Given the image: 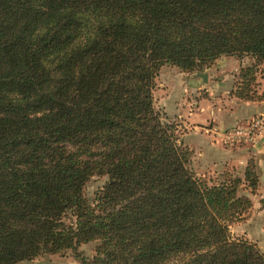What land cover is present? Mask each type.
<instances>
[{"label":"trees","instance_id":"1","mask_svg":"<svg viewBox=\"0 0 264 264\" xmlns=\"http://www.w3.org/2000/svg\"><path fill=\"white\" fill-rule=\"evenodd\" d=\"M220 55L252 57L232 93L264 97V0H0V264L63 249L79 264H264L229 233L254 160L242 178L195 175L184 127L154 105L162 65ZM91 175L106 180L89 199Z\"/></svg>","mask_w":264,"mask_h":264},{"label":"rangeland","instance_id":"2","mask_svg":"<svg viewBox=\"0 0 264 264\" xmlns=\"http://www.w3.org/2000/svg\"><path fill=\"white\" fill-rule=\"evenodd\" d=\"M240 58L242 57L222 55L209 65L195 71H183L176 66L164 64L159 68L155 77V85L152 91L154 105L170 120L174 119V117L178 119L177 113L182 114V120L186 121L184 131H186L187 127L189 128V132L185 136L186 146L191 150L189 167L197 176L220 179L222 177V172L226 171L230 175L242 178V170L246 163L245 161L250 158L254 160L253 157L257 155V153L253 150L256 148L260 149V146L264 147L263 113L245 115L234 123L221 127L216 126L210 118L200 117V99L210 102L212 107H227V104L224 100L225 96L223 94L225 93L222 90L223 88L218 89L215 84H208L207 88L209 89L204 90L205 86L202 87L201 85L206 81H202L203 83L200 82L202 79L200 76L196 75L195 72L205 71L207 75V72L210 71L209 73L214 83L221 78L222 73H233V76H228L229 78L225 79L223 83L231 85L234 83L233 86L235 87L239 82L236 74L238 68L242 66L240 65ZM245 61L248 62L245 65H248L253 60L249 55H244L243 62ZM235 65H237V68L234 69ZM263 68V62L256 67L255 78L262 80L258 81L259 87L257 88V83H254V89L256 91L260 89V85L264 84V79H260L264 77V74H262V72L264 73ZM226 88L227 87H225V89ZM233 89L230 90L231 93ZM235 98L238 97L235 96ZM189 108H194L196 110V114L191 123L183 116L190 110ZM208 108L209 106H207L206 109ZM187 123H189V125ZM186 124L188 126H186ZM200 129L210 134L211 142L230 151L225 152L226 154L219 153L215 160H211V157H209L212 156V154H208V157L205 158L203 154H200V149H202L203 146L200 144ZM260 151L264 154V148ZM242 155H244L247 160H244L243 157V161L241 158ZM255 166L259 180L254 189L251 190L247 187L243 180H241L239 186V192L250 198L251 205L244 212L243 218L230 223L229 233L232 237L246 238L264 253V179H260V174L264 173V164L257 166L255 163ZM105 180L106 175H91L84 185V195L91 199L94 195V191L100 187ZM95 243L96 240L80 243L77 248L86 257H91L94 254ZM15 264L79 263L73 257L70 249H63L53 253L42 252L31 259L20 260Z\"/></svg>","mask_w":264,"mask_h":264},{"label":"crops","instance_id":"3","mask_svg":"<svg viewBox=\"0 0 264 264\" xmlns=\"http://www.w3.org/2000/svg\"><path fill=\"white\" fill-rule=\"evenodd\" d=\"M220 56H222V55H220ZM220 56H218L216 59H214V61L217 60ZM243 56H241L242 58H240L241 59L240 65H242V66L248 63L247 61L243 62ZM252 60H253V58H252ZM235 68H237V65L234 66V69ZM209 72L210 71H208L207 75H206V80H205L206 85L201 80L200 82L203 83L201 86L202 87L205 86L204 90L209 89V88H207L208 84H210V85L215 84L216 88H218V89L223 88L222 90L225 93V94H223L225 96L224 100L227 104V107H224V106H216V107L213 106L212 107L210 102H207V101H204L203 99H200V117L210 118L216 126L221 127V126H226V125L232 124L236 120L240 119L241 117H243L245 115H249L252 113H263L264 114V97L258 98V99H252V100H242V99L235 98V96L230 92V90L233 89V87H234L233 86L234 83H232V85L223 83L225 79L229 78L228 76H233V73L232 74L222 73L221 78L216 80L214 83L212 81V78H211V75ZM262 74H264V73L262 72ZM260 79H264V77H262ZM258 81H262V80H258L255 78V82L257 83L256 88L259 87ZM225 87H227V88L225 89ZM212 89H214V88H212ZM261 91L264 92V84L260 85V89H258L256 92L259 93ZM203 97H206V96H203ZM207 106H209L208 109H206ZM189 109L190 110H188V112H186L183 116L186 118V120H189V123H191L193 117L196 114V110L194 108H189ZM177 115H178V119L174 117V119H171V120L179 122L180 125H182L184 127L186 121L182 120L183 119L181 116L182 114L177 113ZM189 123H187V124L189 125ZM187 124H186V126H188ZM188 129L189 128L187 127L186 131H184L181 135L182 142L185 145H186L185 136L189 132ZM204 130H208V129H204ZM200 144L203 145L202 149H200V154H203V156L205 158L208 157L207 156L208 154H212V156H209V157H211V160H215V158L217 157V155L219 153H225V152L230 151L226 148L220 147V146L216 145L215 143L211 142L210 141V134L202 131L201 129H200ZM260 147H261L260 149L256 148L255 150H253L257 153V155H255L253 157L257 166L264 164V154H262L260 151L264 147H262V146H260ZM243 157H244V155L241 156L242 160H243ZM245 159L246 158L244 157V160ZM242 172H243V170H242ZM261 175H263V179H264V173H261L260 176ZM263 186H264V182H263ZM245 219H247V218H245Z\"/></svg>","mask_w":264,"mask_h":264},{"label":"water","instance_id":"4","mask_svg":"<svg viewBox=\"0 0 264 264\" xmlns=\"http://www.w3.org/2000/svg\"><path fill=\"white\" fill-rule=\"evenodd\" d=\"M196 75L200 76L202 81L206 80V72L205 71H196L195 72ZM260 179H263V175L260 176Z\"/></svg>","mask_w":264,"mask_h":264}]
</instances>
